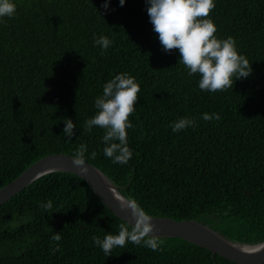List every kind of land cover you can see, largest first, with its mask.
Listing matches in <instances>:
<instances>
[{
    "label": "trees",
    "instance_id": "trees-1",
    "mask_svg": "<svg viewBox=\"0 0 264 264\" xmlns=\"http://www.w3.org/2000/svg\"><path fill=\"white\" fill-rule=\"evenodd\" d=\"M13 2L15 16L0 19V187L83 143L85 161L147 214L194 219L240 243L264 240V0H214L215 35L233 37L252 68L214 93L200 90L178 50H163L145 0H109L107 10L103 0ZM101 35L113 41L106 51L93 41ZM124 72L141 90L127 129L132 157L121 165L104 156L103 129L83 126L103 85ZM205 112L220 119L204 121ZM63 117L76 125L70 141ZM182 117L196 124L174 133ZM121 223L77 174H44L0 205V264H238L178 237H159L157 251L128 242L105 257L92 236L118 234Z\"/></svg>",
    "mask_w": 264,
    "mask_h": 264
},
{
    "label": "clouds",
    "instance_id": "clouds-1",
    "mask_svg": "<svg viewBox=\"0 0 264 264\" xmlns=\"http://www.w3.org/2000/svg\"><path fill=\"white\" fill-rule=\"evenodd\" d=\"M146 11L153 31L165 52L178 50V62L182 64L189 76L199 74L198 87L201 91L222 92L232 89L234 81L247 78L252 71L251 62L240 54L233 37L218 38L217 27L210 18L215 8L214 0H145ZM125 0H119L123 6ZM109 0H103L102 7L107 10ZM16 14L13 0H0V19L12 18ZM94 44L106 51L113 43L107 36L93 38ZM103 54V53H102ZM140 85L128 73H119L103 85L102 95L95 98V114L84 121L83 131L90 132L93 127L103 129V154L113 163L126 164L132 157L128 146L127 129L133 128L129 117L135 112V105L140 92ZM204 121L219 120L217 113H203ZM63 133L68 141L74 135L76 125L70 118L63 117ZM195 118L182 117L170 127L178 133L190 126H195ZM87 145L81 143L71 156L72 164L81 174H87L85 162ZM97 153L93 151L91 158ZM41 208L48 212L52 209L51 201L41 203ZM120 207L130 220L119 225L118 234L107 233L103 239L93 235L92 241L104 253L112 254L115 248H125L128 242L144 246L152 251L160 249L163 241L155 234L152 217L141 209L134 199H121ZM62 239L59 232H54L52 241ZM51 251H59L57 243Z\"/></svg>",
    "mask_w": 264,
    "mask_h": 264
},
{
    "label": "water",
    "instance_id": "water-1",
    "mask_svg": "<svg viewBox=\"0 0 264 264\" xmlns=\"http://www.w3.org/2000/svg\"><path fill=\"white\" fill-rule=\"evenodd\" d=\"M86 164L88 172L85 175L72 164L71 155L66 153L45 155L31 163L16 178L0 187V205L36 178L54 171H67L83 178L93 193L118 218L131 222L130 214H126L120 207L121 199L127 200V198L119 191V187L114 185L98 167L89 162ZM150 216L155 225V234L159 237L185 239L210 250L213 256L218 254L238 264L264 263V240L254 244L240 243L226 238L209 225L194 219L175 220L165 216Z\"/></svg>",
    "mask_w": 264,
    "mask_h": 264
}]
</instances>
